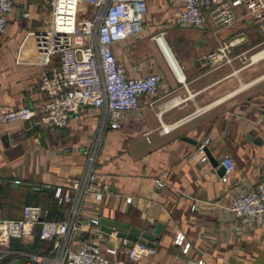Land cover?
I'll return each instance as SVG.
<instances>
[{
	"label": "crops",
	"instance_id": "0c3cea01",
	"mask_svg": "<svg viewBox=\"0 0 264 264\" xmlns=\"http://www.w3.org/2000/svg\"><path fill=\"white\" fill-rule=\"evenodd\" d=\"M51 1L16 0L0 33V110L40 106L47 99L41 82L50 64L40 60L34 34L49 26ZM181 2L149 0L144 30L115 45L130 74H164L159 94L142 95L139 109L128 112L119 127L105 124L103 110L94 106L72 115L66 126L43 127L21 119L0 125V208L5 217L21 218L26 204H41L48 218L50 206L62 207L63 214L50 219H65L72 204L59 203L56 191L81 181L87 189L80 204L85 223L74 234L76 247L85 239L100 240L89 230L92 217L164 223L157 252L137 260L130 258L121 236L105 233L101 243L119 247L110 255L113 264H264V223L237 229L239 220L229 208L234 195L264 178V58L246 65L237 58L219 67L205 58L242 29L248 33L247 47L257 46L264 30L250 16L223 28L209 18L202 27L174 29L170 17ZM163 28L184 80L153 37ZM207 136L212 137L210 155L200 151ZM227 154L234 156L236 167L224 182ZM92 171L107 181L91 183ZM46 185L50 188L43 189ZM101 189L103 198L98 199ZM180 232L183 244L176 242ZM186 242L191 244L184 251ZM51 244L41 239L37 225L8 246L0 244V264L18 258L24 264L27 253H48Z\"/></svg>",
	"mask_w": 264,
	"mask_h": 264
},
{
	"label": "built area",
	"instance_id": "2783aa9c",
	"mask_svg": "<svg viewBox=\"0 0 264 264\" xmlns=\"http://www.w3.org/2000/svg\"><path fill=\"white\" fill-rule=\"evenodd\" d=\"M15 2L0 0V33L7 28L8 16ZM148 12L149 0H52L49 26L34 34L40 60L50 64L41 82L47 99L40 106L1 109L0 125L21 119L43 127L66 126L72 115H79L85 107L94 106L103 110L105 124L119 127L128 112L139 109L142 95L156 97L159 94L164 80L161 71L130 74L115 50L117 43L144 30ZM25 14L29 15V12ZM243 16H250L264 30V0H182L170 17L169 25L202 27L210 18L217 28H223ZM166 33V28H163L153 37L168 52L179 75L182 67L169 53L171 46ZM248 42L246 30H238L207 53L206 61L212 67H219L232 64L237 58L243 65L264 58V40L254 52L250 51L257 46L247 47ZM257 54L259 56L255 58ZM55 57L59 59L58 64ZM211 140V136L204 139L200 145L201 152H205ZM222 164L226 169L221 179L228 182L236 160L227 154ZM88 179L91 183H105L107 176L92 171ZM157 181L163 184L161 179ZM102 189L97 192L98 199L103 198ZM74 190L79 191L78 196L74 195ZM86 192L81 181L56 191L59 203L72 204L69 216L62 220L48 218L47 209L41 204H26L21 218L5 217L0 208V244L8 246L12 238L27 236L39 225L41 239L52 241V248L48 253H27L24 264H113L110 255L117 254L119 247L101 243V240L107 239L105 233L108 232L102 230L101 219L97 216L88 220L87 224L100 240L89 238L77 247L74 245V234L82 230L85 223L80 204ZM229 208L239 220L237 229L263 224L264 178L251 189L234 195ZM119 232L114 227L109 234L119 236ZM121 238L129 246L131 259L137 260L157 252V247L147 241L129 245L127 238ZM184 240L185 234L180 232L176 242L183 244ZM190 244L186 242L184 251ZM116 264H123V261L119 260ZM161 264L179 263L175 260Z\"/></svg>",
	"mask_w": 264,
	"mask_h": 264
},
{
	"label": "water",
	"instance_id": "95a60500",
	"mask_svg": "<svg viewBox=\"0 0 264 264\" xmlns=\"http://www.w3.org/2000/svg\"><path fill=\"white\" fill-rule=\"evenodd\" d=\"M8 134L6 135V137ZM206 151L209 150L206 147ZM210 155V154H209ZM218 160L216 159V162ZM222 169L225 170V165H222ZM50 186H43V189H49ZM54 190V188H51ZM101 228L103 231H106L108 233L112 232V229L114 227H117L119 229V236L123 238H127L129 241V245H133L137 241H147L149 245L156 247L157 242L156 239L160 236L162 233V229L164 227V223L159 221L156 224H151L149 222H146L141 225L131 224L128 222H124L118 219H110L107 217L101 218ZM13 264H23L22 260L18 258L13 262Z\"/></svg>",
	"mask_w": 264,
	"mask_h": 264
},
{
	"label": "trees",
	"instance_id": "16d2710c",
	"mask_svg": "<svg viewBox=\"0 0 264 264\" xmlns=\"http://www.w3.org/2000/svg\"><path fill=\"white\" fill-rule=\"evenodd\" d=\"M62 205H63V204H62ZM49 211H50V212H49V215H48V216H49L50 218H56V217H58V214H61V215L63 214V208H62V207L60 208V207H58V206H56V205H54V206H53V205L50 206ZM61 215H60V216H61ZM60 216H59V217H60ZM42 240H43V239H42ZM43 241H46V240H43ZM47 241H48V240H47ZM51 242H52V241H51ZM52 243H53V242H52ZM51 245H52V244H51ZM50 247H51V246H50ZM47 252H48V251H47Z\"/></svg>",
	"mask_w": 264,
	"mask_h": 264
},
{
	"label": "bare ground",
	"instance_id": "6f19581e",
	"mask_svg": "<svg viewBox=\"0 0 264 264\" xmlns=\"http://www.w3.org/2000/svg\"><path fill=\"white\" fill-rule=\"evenodd\" d=\"M169 53H170V55L173 57L174 61L178 64V60H177V58L175 57L174 53H173L170 49H169ZM166 54H167V56H168V58H169L171 64L175 67V65H174L173 61H171L170 56H169V54H168L167 51H166ZM258 56H259V54H257V55L255 56V58H257ZM180 71H181V74H179V76L184 80V79H185V73H184L183 70H181V69H180Z\"/></svg>",
	"mask_w": 264,
	"mask_h": 264
},
{
	"label": "rangeland",
	"instance_id": "374dc122",
	"mask_svg": "<svg viewBox=\"0 0 264 264\" xmlns=\"http://www.w3.org/2000/svg\"><path fill=\"white\" fill-rule=\"evenodd\" d=\"M178 28H182V29H192V28H185V27H175L174 29H178Z\"/></svg>",
	"mask_w": 264,
	"mask_h": 264
}]
</instances>
